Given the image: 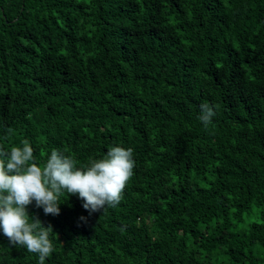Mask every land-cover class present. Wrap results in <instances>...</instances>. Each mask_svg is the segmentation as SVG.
<instances>
[{
  "label": "trees",
  "instance_id": "1",
  "mask_svg": "<svg viewBox=\"0 0 264 264\" xmlns=\"http://www.w3.org/2000/svg\"><path fill=\"white\" fill-rule=\"evenodd\" d=\"M25 139L40 167L135 160L116 207L28 206L45 264H264V0H0V151ZM0 264L39 254L0 231Z\"/></svg>",
  "mask_w": 264,
  "mask_h": 264
},
{
  "label": "clouds",
  "instance_id": "2",
  "mask_svg": "<svg viewBox=\"0 0 264 264\" xmlns=\"http://www.w3.org/2000/svg\"><path fill=\"white\" fill-rule=\"evenodd\" d=\"M218 107L201 103L199 120L205 127L212 122ZM8 131L11 133L12 129ZM21 144L11 147L10 152L0 151V231L11 246L39 254V264H45L54 251L50 236H57L51 224L44 226L37 215L29 214L28 206L34 201L45 216H56L60 214V198L67 194L83 200L82 207L89 215L116 207L134 174L133 149L112 147L102 158L77 167L72 156L53 148L40 167L30 142L25 139Z\"/></svg>",
  "mask_w": 264,
  "mask_h": 264
},
{
  "label": "rangeland",
  "instance_id": "3",
  "mask_svg": "<svg viewBox=\"0 0 264 264\" xmlns=\"http://www.w3.org/2000/svg\"><path fill=\"white\" fill-rule=\"evenodd\" d=\"M252 222H259L256 209L252 208L250 215H245L242 225L246 226Z\"/></svg>",
  "mask_w": 264,
  "mask_h": 264
}]
</instances>
